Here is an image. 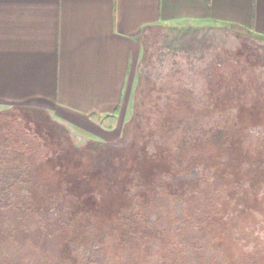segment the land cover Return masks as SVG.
I'll list each match as a JSON object with an SVG mask.
<instances>
[{
	"label": "rangeland",
	"instance_id": "374dc122",
	"mask_svg": "<svg viewBox=\"0 0 264 264\" xmlns=\"http://www.w3.org/2000/svg\"><path fill=\"white\" fill-rule=\"evenodd\" d=\"M126 92L99 133L0 113V264H264V39L150 28Z\"/></svg>",
	"mask_w": 264,
	"mask_h": 264
},
{
	"label": "crops",
	"instance_id": "0c3cea01",
	"mask_svg": "<svg viewBox=\"0 0 264 264\" xmlns=\"http://www.w3.org/2000/svg\"><path fill=\"white\" fill-rule=\"evenodd\" d=\"M179 24L264 39V0H0V113L99 133L121 112L142 36Z\"/></svg>",
	"mask_w": 264,
	"mask_h": 264
},
{
	"label": "trees",
	"instance_id": "16d2710c",
	"mask_svg": "<svg viewBox=\"0 0 264 264\" xmlns=\"http://www.w3.org/2000/svg\"><path fill=\"white\" fill-rule=\"evenodd\" d=\"M209 152H207L206 151V155L208 156L209 155V153L211 152V151H214V152H217V154L219 155V152L222 150V148L221 147H213V148H209ZM213 152V153H214ZM212 153V152H211ZM212 155H214V154H212ZM211 155V156H212ZM214 157H216V156H214ZM262 185V184H261ZM224 214L221 212V211H219V212H213V214H212V216H213V222L214 221H216L217 222V224H213L212 226H214V229L215 230H213L212 232H211V239L212 240H217V238H219V237H221V238H223L224 240H225V238H226V234H223L222 232H224L223 231V229H222V231H221V228H220V226H219V224H220V218L223 216ZM112 218V217H111ZM105 219H108V221H111L112 219H110V218H105ZM97 222H99V221H101V219H99V218H96L95 219ZM213 222H211V223H213ZM95 228V227H94ZM212 229H213V227H212ZM218 232V233H217ZM225 233V232H224ZM74 234H76L77 235V233H74ZM88 235L87 234H83V233H80L79 234V239L83 242V241H88V240H90V235L87 237ZM227 240V239H226ZM223 242V241H222ZM224 244H225V241L223 242ZM234 243L230 246V250H232V252L235 254V252H237L236 251V249H235V247H234Z\"/></svg>",
	"mask_w": 264,
	"mask_h": 264
}]
</instances>
